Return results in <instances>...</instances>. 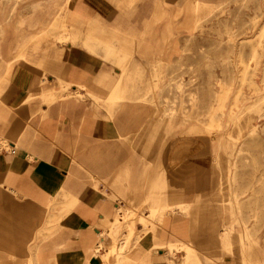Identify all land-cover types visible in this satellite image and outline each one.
Returning a JSON list of instances; mask_svg holds the SVG:
<instances>
[{"label": "crops", "instance_id": "0c3cea01", "mask_svg": "<svg viewBox=\"0 0 264 264\" xmlns=\"http://www.w3.org/2000/svg\"><path fill=\"white\" fill-rule=\"evenodd\" d=\"M8 1L0 15V264H115L117 255L106 258L120 250L109 231L125 199L157 211L205 177L186 162L187 140L178 149L184 132L175 119L168 124L165 109L136 100L158 84L156 72L161 87L176 86L177 36L160 8L185 0ZM188 228L170 216L131 261L167 264L162 246L186 242Z\"/></svg>", "mask_w": 264, "mask_h": 264}, {"label": "rangeland", "instance_id": "374dc122", "mask_svg": "<svg viewBox=\"0 0 264 264\" xmlns=\"http://www.w3.org/2000/svg\"><path fill=\"white\" fill-rule=\"evenodd\" d=\"M8 3L0 0V15ZM160 10L177 36V83L161 87L164 74L156 72L158 84L136 100L165 109L168 124L175 119L184 132L178 149L187 140L186 162L208 181L178 188L176 205L157 211L125 199L109 231L120 250L106 258L135 264L139 241L181 216L188 240L162 246L167 264H264V0H185ZM51 27L57 31L55 18Z\"/></svg>", "mask_w": 264, "mask_h": 264}, {"label": "bare ground", "instance_id": "6f19581e", "mask_svg": "<svg viewBox=\"0 0 264 264\" xmlns=\"http://www.w3.org/2000/svg\"><path fill=\"white\" fill-rule=\"evenodd\" d=\"M207 182L208 181V179H207V177H204V179H203V184H204V182ZM252 191H253V193H252V195H254L255 193H256V189L255 188H252ZM119 222H121V220L119 221ZM189 229V228H188ZM189 233V232H188ZM103 244V241L101 242V245ZM174 245V244H173Z\"/></svg>", "mask_w": 264, "mask_h": 264}, {"label": "built area", "instance_id": "2783aa9c", "mask_svg": "<svg viewBox=\"0 0 264 264\" xmlns=\"http://www.w3.org/2000/svg\"><path fill=\"white\" fill-rule=\"evenodd\" d=\"M12 153L14 154L15 153V150H13Z\"/></svg>", "mask_w": 264, "mask_h": 264}]
</instances>
